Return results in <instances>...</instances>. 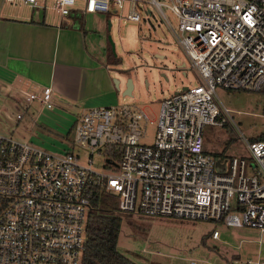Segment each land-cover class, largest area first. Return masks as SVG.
I'll list each match as a JSON object with an SVG mask.
<instances>
[{
    "label": "built area",
    "instance_id": "built-area-1",
    "mask_svg": "<svg viewBox=\"0 0 264 264\" xmlns=\"http://www.w3.org/2000/svg\"><path fill=\"white\" fill-rule=\"evenodd\" d=\"M8 1L40 12L52 8L64 17L119 10L117 18L134 21L142 19L140 9L147 19L153 5L198 82L163 98L156 117L131 102L88 107L62 151L0 132V264H83L98 186L116 196L119 210L264 231V140L241 132L248 153L240 157L217 156L204 147L206 125L238 126L217 87L258 91L264 85V0H83L82 7L78 0ZM164 7L177 16V28ZM52 92L46 85L25 94L52 107ZM155 120L153 143H142L144 126ZM73 147L103 157V169L92 158L81 162Z\"/></svg>",
    "mask_w": 264,
    "mask_h": 264
},
{
    "label": "rangeland",
    "instance_id": "rangeland-1",
    "mask_svg": "<svg viewBox=\"0 0 264 264\" xmlns=\"http://www.w3.org/2000/svg\"><path fill=\"white\" fill-rule=\"evenodd\" d=\"M13 3L10 5L22 7L21 2ZM77 5L82 7L83 0H78ZM150 7L152 14L147 19L146 12L140 9V21L117 18L119 10L85 15L91 50L99 54L100 49L92 45L98 43L107 47L110 57L119 58L112 63V73L122 83L116 87L112 101L101 99L94 104L81 100L61 102L53 98V106L47 107L39 100L26 99V91H39L40 87L11 83L0 75V132L51 151H62L73 140L74 123L88 107L107 102H131L143 106L151 117H156L163 98L184 85L197 83V73L169 24L153 5ZM37 11L35 9L34 13ZM164 11L172 26L177 28L175 13L168 7H164ZM123 12L127 13V7ZM46 15L51 20L59 16V12L48 8ZM182 63L186 64L181 66ZM129 78L134 82L133 94L124 95ZM217 93L238 126L234 123L233 127L206 125L204 147L216 155H246L247 143L241 132L250 139L264 131L263 94L257 90H230L221 86L217 87ZM144 127L146 135L141 142L151 144L156 134V120ZM73 149L80 152L81 162L88 163L92 158L94 167L103 169V157L78 147ZM115 214L121 217L118 248L138 264H247L248 259H264V231L258 228L139 211L118 210ZM214 229L219 230V239L212 237Z\"/></svg>",
    "mask_w": 264,
    "mask_h": 264
},
{
    "label": "crops",
    "instance_id": "crops-1",
    "mask_svg": "<svg viewBox=\"0 0 264 264\" xmlns=\"http://www.w3.org/2000/svg\"><path fill=\"white\" fill-rule=\"evenodd\" d=\"M10 3L14 4L0 0V75L5 80L40 88L52 86V99L61 102L95 104L115 98L116 87L122 83L112 73L116 57H110L107 47L98 43L92 45L100 53L91 50L85 21L82 29L73 17L81 14L85 19L87 13L76 11L67 17L59 13L50 20L47 10L34 13L28 4L14 7ZM109 104L116 102L100 105Z\"/></svg>",
    "mask_w": 264,
    "mask_h": 264
},
{
    "label": "trees",
    "instance_id": "trees-1",
    "mask_svg": "<svg viewBox=\"0 0 264 264\" xmlns=\"http://www.w3.org/2000/svg\"><path fill=\"white\" fill-rule=\"evenodd\" d=\"M73 17L78 27L84 29L83 16L77 14ZM115 60L117 62L119 58ZM258 91H261L264 98V85ZM251 138L264 140V131ZM118 210L116 196L99 186L96 187L88 214L83 264H138L118 248L121 229V217L115 214Z\"/></svg>",
    "mask_w": 264,
    "mask_h": 264
},
{
    "label": "water",
    "instance_id": "water-1",
    "mask_svg": "<svg viewBox=\"0 0 264 264\" xmlns=\"http://www.w3.org/2000/svg\"><path fill=\"white\" fill-rule=\"evenodd\" d=\"M109 24L111 25V22H109ZM112 45L114 46V43H112ZM116 84L118 85V81L116 80ZM187 85H184L183 88H186ZM133 89H134V82L132 80V78H129L126 84V89L123 92L124 95H132L133 94Z\"/></svg>",
    "mask_w": 264,
    "mask_h": 264
}]
</instances>
